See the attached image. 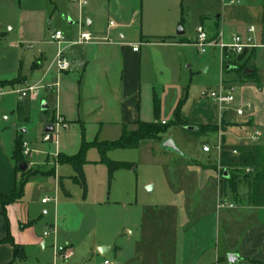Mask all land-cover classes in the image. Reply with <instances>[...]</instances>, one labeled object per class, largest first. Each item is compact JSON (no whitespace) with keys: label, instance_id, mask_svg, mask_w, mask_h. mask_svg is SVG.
Instances as JSON below:
<instances>
[{"label":"rangeland","instance_id":"374dc122","mask_svg":"<svg viewBox=\"0 0 264 264\" xmlns=\"http://www.w3.org/2000/svg\"><path fill=\"white\" fill-rule=\"evenodd\" d=\"M86 1H88V5L84 9H80L77 3L71 0H0V90H5L0 96V131H3L6 142L12 141L14 148L19 134L18 140L23 149L22 160L19 164L25 163L28 168L21 172L17 166V171L22 174L23 179L30 178L25 184L24 202L36 209L34 230L43 234V231L49 228L50 224L47 223L53 219V204L44 206L42 200L48 196L57 195L60 188L61 196H64L66 192L70 193V199L80 210L88 213V220L92 224L95 223V219L100 218V225L104 227L110 224L113 217L122 218L119 224L120 226L124 225L125 228L121 229L122 234L116 242L124 248L123 253L129 260V264H149V261L153 259L151 256L153 254L149 255L150 253H148L150 248L148 241L141 244L140 248L137 247L136 242L140 238L138 226L142 222L147 224L146 227L144 226L145 231L152 232L156 237L162 238L160 240H171V244L179 241L177 248L176 245L174 246V257L178 252L177 258H180L185 250L181 245L183 239L192 238L194 234L191 225L180 226V215H177L175 210L183 205L180 201L182 198L186 209L193 214L191 219H197L199 216L201 218L196 223L195 230L200 231V240H203L206 245V262L225 264L227 261L229 263L228 249L239 247L240 241L249 227H259L264 232V209L246 205L244 201L246 189L244 187L239 189L237 195L230 193L228 197L220 200L218 181L223 170L217 166L216 175L212 170L204 168L218 162L220 157L219 135L221 132L227 131L225 126L223 124L210 125L215 127L216 131L205 133L202 136L192 135L183 128L192 126L188 122L203 124L207 121L218 120L217 108L213 105L212 99L206 98L205 95L212 90H218L222 82L221 61L219 59L214 61L209 52L201 54L194 44V40L196 28L202 21V15L207 13L212 6H218L220 0ZM108 8L111 11H121L123 16L128 9H137L131 18H126V21L130 19L127 21L128 24L119 27L113 33L112 42L120 48L140 47L144 70L148 69V75L146 71L144 72L143 82L146 85V82L149 81L154 85L151 90L146 87L143 89L141 106L143 120L154 121V103L155 99L159 98V122L165 120L168 124L167 130L161 135L159 141H149L139 149L109 151L107 155L110 159L131 163V169L120 170L112 177H110L106 165L87 163L83 168L85 186L70 178L75 177L76 174L70 165L64 164L60 167L62 187L58 181H55L56 163H60L59 158L64 154L59 153L57 156L48 154V159L51 162L49 166H44V163L37 158V155L40 154L32 149L29 142L35 143L42 137L45 123L59 124L58 141L61 148L64 151H71L69 154H76L80 151L83 142L95 140L99 128L89 127L83 134L77 123L84 126V122L82 120L74 121L67 118L62 112H58L59 109H55L54 102L52 103L49 97H46L51 107L48 113H43L41 109H37V106H32L29 114L31 103L37 101L42 93L50 89L53 90L55 87L47 85V89L44 92L41 90L35 98H21L16 92L11 91L29 85L27 84L29 77L26 72H19L22 64L26 69L38 59L47 58L49 59L47 67L55 57L58 45L53 42L52 34L56 30L62 31L70 41L78 39L81 31L80 25L83 26V30L89 32H104L108 21ZM21 10L44 11L48 15L49 24L46 25L43 35L40 33L37 38L32 40L21 39L20 34L17 33ZM154 14H160L162 28L155 22ZM182 18H184V24L181 23ZM69 20L74 21V24L70 25ZM89 20L93 21V25L90 27L88 26ZM172 23L175 34L179 32L180 28L186 32L181 36L186 43L174 44L165 49L163 62L158 63L153 60L145 46H142L141 34L161 31ZM46 28L50 30L47 31ZM121 34L123 38H120ZM72 51L73 49L66 51V54L72 55ZM206 68H209L208 72H205ZM58 75L56 82L60 81L61 74ZM14 77L16 78L11 80ZM223 82L233 83L226 80ZM56 89L58 90V88ZM56 89L52 92H57ZM235 94L237 97L239 90L236 89ZM54 96L57 95L54 94ZM18 97L21 103L19 111L17 110ZM180 101H182L183 118L188 121H184L181 126L172 123L174 110ZM225 113L234 123L236 111L227 110ZM28 115L29 120L25 123V118ZM233 126L226 134V138L230 143H239L241 141L236 137V133L245 134V132L238 128L234 131ZM22 129H27L24 140L22 139L23 133H20ZM118 130V127L103 129L98 140H116L119 138ZM169 139L175 142L180 153L162 147L163 143ZM261 139L259 143L264 145V135ZM24 142H27L32 150L29 157L24 154ZM205 143L211 148L210 153L204 152ZM242 143H247V141H242ZM40 146L52 149L54 143L48 142ZM37 149L35 147V150ZM86 159L98 161L100 159L98 149L89 148ZM178 199L179 201H177ZM219 200L224 204L223 207H218ZM230 204L235 205L236 208L229 209ZM46 210H49L48 215L44 213ZM151 210L156 212L154 216L150 214ZM145 212L147 213L145 214ZM166 213L169 214L166 215ZM87 224L89 223L87 222ZM131 232L135 233L134 238H132ZM9 235L14 240L13 235ZM53 238L52 230L50 240ZM130 238H132L131 241ZM21 248L24 250L25 258H19L16 263L37 264V254L34 248L25 246ZM49 251L51 252L52 248ZM138 251H142V254L139 252L140 255H137ZM113 255L114 253L109 254V257H113ZM158 256H161L160 253L153 257L158 261ZM51 260L50 258L45 261Z\"/></svg>","mask_w":264,"mask_h":264},{"label":"crops","instance_id":"0c3cea01","mask_svg":"<svg viewBox=\"0 0 264 264\" xmlns=\"http://www.w3.org/2000/svg\"><path fill=\"white\" fill-rule=\"evenodd\" d=\"M86 2V5L82 8H80L78 4L77 6L80 9H84L88 5V1ZM136 11L137 9L135 8L131 10L128 9L123 16L121 11H111L108 8V21L105 31L91 33L96 36H103L109 29L108 26L110 21H115L117 26L109 30L110 42L68 46L66 49L67 52L73 49L71 52L72 55H67L65 51V55L71 63V69L61 73L59 77V88L58 90L55 88L57 92H52L55 89L43 91L44 93L41 94L40 98L31 103L29 114L32 106H37V109H41L43 113H48L51 107L46 97H49L52 103L54 102L53 105L55 109H59L58 112H62L63 115L74 121L82 120L84 122V126L77 123V126L81 128L83 134L86 133L89 127H98L99 132L94 141H99V134L103 129L118 127L119 138L123 132V127H127L130 131H135L138 128L139 122L144 121L141 107L143 89L146 87L151 90L154 88V85L149 81L146 82V85L143 82L144 72L146 71L148 75V69L144 70L143 55L140 47L138 51H134L133 47L120 48L117 44H114L112 40L113 33L118 30L119 27L127 25V21L130 19L126 21V18H131ZM20 15L21 18L20 24L17 27V33L20 34L22 40H32L37 38L40 33L42 35L44 34L45 27L49 24L48 15L44 11L21 10ZM154 16L155 22L160 24L159 27L162 28L163 25L160 14H154ZM181 23L184 24V18H182ZM69 24H74V21L69 20ZM92 25L93 21L89 20L88 26L90 27ZM200 25H203L213 38L222 33L223 39L229 41L233 35L238 34L256 46L249 48L240 55L222 52L217 47L208 49L207 53L209 52V54L212 55L214 61H216V59L221 61L222 82L223 80L232 81L233 83L231 84L229 82V84L227 82L224 83L234 96L236 95V89L239 90V95L237 97L235 96L234 103L236 104H231L228 109H222L218 103L212 99L213 105L218 111V120L215 122L207 121L203 124L190 123L183 118L181 112L182 120L192 124V126H186L185 128L188 131H195L201 125H221L225 118L229 127L227 131L220 133V144L222 135H225L226 138V134L230 132L233 125L234 131L238 128L244 130L245 134L236 133V137L241 141L239 143H230L226 138L228 144H243L242 141H249L256 130H260L264 135V0H220L218 6H212L207 13L202 15V21L198 26ZM250 27H254L255 31L249 32ZM46 30L49 31L50 29L46 28ZM153 32L145 35L141 34V44L145 46L153 60H156L158 63L163 62L165 49L174 44L186 43V41L181 38L186 32L184 31L181 35L178 33L175 34L173 23L169 24L166 29ZM120 38H123L122 34ZM67 40L70 41L68 38ZM195 41L196 38L194 44ZM54 58L47 67L46 65L49 61L47 58L43 60L38 59L26 69L22 64L19 72H26L29 77L27 81L29 85L40 82L44 85L55 84L58 79V73L56 68H50ZM241 66H245L244 75L249 77H245L239 73V68ZM246 70L250 71L245 73ZM208 71L209 68H206L205 72ZM18 75L19 73L17 76ZM16 77L11 78V80ZM54 94L57 96H54ZM205 96L209 99V92H207ZM19 97L17 101L18 111L21 106ZM44 102L49 107L48 110H43L42 106ZM238 109H243L244 114L238 115ZM227 110L236 111L234 123H232L228 115L225 114ZM28 120L29 115L26 116L25 123L28 122ZM159 120L160 119H158V121ZM163 121L165 120H161V123ZM46 124L47 123H45V125ZM20 133H23V139L24 134L27 133V129L20 130ZM44 134L45 132L43 129L40 139L36 140L35 143L29 142L33 147L32 149L37 154H40L37 155V158L44 163V166H49L51 162L48 159V154L53 156H57L59 153L68 156L75 155L69 154L71 151H64L59 141L58 145L54 144L52 149L41 147L40 145L48 143L43 141ZM18 135L16 141L19 138ZM94 141L92 139L88 143ZM101 141L111 140H100V142ZM205 145L208 144L205 143L204 146ZM35 147L38 149L35 150ZM14 149L12 141L10 140L9 143L6 142V138L1 130L0 193L9 194L17 183L23 179L22 174L17 171L16 163L13 159ZM210 152L211 150L206 153ZM99 160H87V163H100ZM219 162L220 157L218 162L209 164L204 168L212 170L217 175V166L220 167ZM56 164L55 181H58L63 187L60 167L64 164ZM214 165L216 167H214ZM72 169L76 176L67 177L73 178L74 181L81 183L80 175L73 167ZM19 175H21V177H19ZM218 182H220V180ZM57 193L58 194L55 196H48L54 197L56 201L48 203L42 202L44 206L53 204V219L50 223L49 221L47 223L48 225L50 224L49 228L43 231L44 233L47 229H52L53 232H56L52 240H50L51 234L45 237L43 234L34 230V223L37 215L36 209H33L31 205L25 204V195L22 200L8 205L4 210L0 205V264H10L14 259L13 246L5 242L9 234L13 235L16 244L19 246L34 248L37 254V264H49V262H52V264H101L106 259L117 264H129V260L123 253L124 248L119 246L116 242L117 238L122 234L121 229L125 228L124 225L120 226L119 224L122 218L113 217L110 224L104 227L100 225V218L95 219V223L92 224L90 220H88V213L80 210L70 199V193L66 192V196H61L60 188ZM219 198L220 200L222 199L220 194ZM177 201H179V199ZM180 201H182L183 205L180 206L181 208L175 210L177 212L176 214L180 215V226L185 227L191 225V230H194V234L192 238L188 237L183 239L181 245L185 250H183L182 256L177 258L178 252L175 253L174 257V246L176 245L175 247L177 248L179 241L174 242L175 244H171V240H160L162 238L156 237L152 232L145 231L147 224H143L142 222L138 226L140 238L138 241L136 240V243L137 247L140 248L141 244L148 241V245L150 246L148 253H150L149 255L153 254L151 255L153 259L149 261V264H210L207 263L205 259L206 245L203 240H200V231L195 230V225L201 218L199 216L197 219H191V215L193 214L186 209L185 202L182 198ZM230 205L228 206L229 209L236 208L235 205L232 207H230ZM44 213L48 215L49 210H46ZM146 213L147 212H145V214ZM136 214L138 213L136 212ZM150 214L154 216L156 212H152L151 210ZM168 214L169 213H166V215ZM87 222L89 224H87ZM131 234L132 238H134L135 233L131 232ZM132 238H130V241ZM102 247H111V250L106 255H102L99 251ZM50 248H52L51 252L49 251ZM57 252L60 254H69L70 257L68 259L57 257ZM139 252L142 254V251H138L137 255H140ZM227 252L229 254L228 256L237 255L239 257L237 262L231 264L240 262L242 264H264L263 229L255 226L249 227L242 237L239 247L236 249H228ZM112 253H114L113 257H109V254ZM158 253H160L161 256H158L157 261L153 256L158 255ZM50 258L52 259L51 261H45ZM212 260L211 258V261ZM229 263L227 261L225 262V264Z\"/></svg>","mask_w":264,"mask_h":264},{"label":"trees","instance_id":"16d2710c","mask_svg":"<svg viewBox=\"0 0 264 264\" xmlns=\"http://www.w3.org/2000/svg\"><path fill=\"white\" fill-rule=\"evenodd\" d=\"M245 66L239 68V73L244 75ZM255 74V73H253ZM245 77H249L244 75ZM155 121H140L138 128L135 131H130L127 127H123V132L119 139L115 141H94L92 143L83 142L80 151L75 155H63L59 158L62 164L71 165L75 171L80 175L81 185L85 186L83 177V167L87 163L86 154L89 148L95 147L100 153L99 162L105 164L109 170V175L112 177L115 172L131 168V163L115 161L108 157L109 151L117 149H139L149 141H159L161 135L167 130L168 124H162L158 121L160 111V100L155 99ZM182 102L180 101L174 111L173 124L182 125L181 118ZM226 114V113H225ZM226 129L229 124L223 119L222 123ZM187 132L195 136H202L205 133H212L215 127L210 125H201L195 131ZM220 162L219 166L223 170L220 178L219 194L221 198H226L229 194L237 195L241 187L246 189L244 201L247 205L264 208V145L251 140L244 144H228L225 135L221 137L220 144ZM21 142L16 141V146L13 154L16 167L22 160ZM236 151V153H234ZM214 167H216L214 165ZM250 169V172H247ZM227 171V177L224 172ZM28 177L22 179L15 188L9 193H0V205L3 210L12 203H16L23 199L25 195V184ZM5 242L11 244L14 248V259L10 264H17L19 258H25L24 250L18 244H15L10 235L5 239Z\"/></svg>","mask_w":264,"mask_h":264},{"label":"built area","instance_id":"2783aa9c","mask_svg":"<svg viewBox=\"0 0 264 264\" xmlns=\"http://www.w3.org/2000/svg\"><path fill=\"white\" fill-rule=\"evenodd\" d=\"M79 5L80 8L86 5L85 0H71ZM239 1V0H238ZM117 24L115 21H110L109 23V29L107 33H105L103 36H96L93 35L91 32L87 30H83V26L80 25V33L78 36V39L76 41H68L64 33L60 30L55 31L52 34V40L58 45V52L53 60V62L50 65V68H56L57 73L61 74L62 72L69 71L71 69V63L67 59L65 55V51L70 45H86V44H101L105 42H110L109 37V30L116 27ZM255 28L250 27L249 32H254ZM195 45L198 47L201 54L207 53L209 48L217 47L222 52H228L232 54H243L246 50L249 48L255 47L256 45L252 42H249L245 40L241 35H233L229 41H225L223 39V34H218L217 37L213 38L210 36V34L207 32L205 27L203 25H200L197 27V37L195 41ZM134 51H138V46H133ZM59 76V75H58ZM55 88H59V82H56L53 85H49ZM47 85L40 83L34 84V85H26L22 89L12 90L11 92H16L20 95L21 98H27L32 97L35 98L38 96L40 91H45L47 89ZM5 92V90H0V96ZM209 97L213 100H215L218 105L222 109H228L231 104L235 101V96L232 92L228 90L224 82H221L220 86L218 87V90L210 91ZM238 115H243L244 110L238 109L237 110ZM167 122L163 121L162 124H166ZM59 124L55 125V132L51 134H44L43 141L44 142H52L55 145H58V133H59ZM263 136V133L260 130H256L254 134L250 137V140L253 142L260 141L261 137ZM24 145V154L25 156L29 157L30 152L32 151L31 148L28 146L27 142L23 143ZM221 147V146H220ZM219 147V149H220ZM205 152H209L211 148L208 145H205L203 147ZM236 153V151L234 152ZM247 172H250V169H247ZM56 201L54 197H47L42 200L43 203H48ZM224 204L220 203L218 204V207H223ZM233 205H230L232 207ZM52 229L45 231L43 235L45 237L49 236L51 234ZM56 234V232H54ZM57 257H61L63 259H68L70 257L69 254H60L59 252L56 253ZM101 264H117L115 262H112L111 260H104Z\"/></svg>","mask_w":264,"mask_h":264},{"label":"water","instance_id":"95a60500","mask_svg":"<svg viewBox=\"0 0 264 264\" xmlns=\"http://www.w3.org/2000/svg\"><path fill=\"white\" fill-rule=\"evenodd\" d=\"M183 33H184L183 29L180 28L178 34L181 35V34H183ZM249 71H250V70H246L245 73H248ZM42 108H43V110H48V109H49V107L47 106V104H46L45 102L43 103ZM44 132H45V134H51V133H54V132H55V125L52 124V123H47V124L45 125V127H44ZM162 147H163L164 149H166V150H170V151H174V152L180 153L179 148L176 146L175 142H174L173 140H171V139L165 141V142L163 143ZM18 167H19V169H20L22 172H24V171L27 170L28 165L25 164V163H20ZM224 176H225V177L228 176V175H227V171L224 172ZM62 248H63V246H62ZM110 250H111V247H102V248H100L99 251H100V253H101L102 255H106ZM238 260H239V257H238L237 255H231V256H229V262H230V263L237 262Z\"/></svg>","mask_w":264,"mask_h":264}]
</instances>
